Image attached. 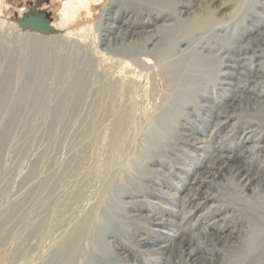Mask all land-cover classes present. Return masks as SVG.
I'll return each instance as SVG.
<instances>
[{
  "label": "bare ground",
  "instance_id": "1",
  "mask_svg": "<svg viewBox=\"0 0 264 264\" xmlns=\"http://www.w3.org/2000/svg\"><path fill=\"white\" fill-rule=\"evenodd\" d=\"M57 1L59 4L57 21L50 23L37 18V22L30 24L31 26L16 25L28 31L35 41L43 38L48 41L47 39L52 37V42L63 43L66 40L78 39L80 43H77V48L89 50V56L81 52L78 55L79 57L83 55V60L79 61L81 68L73 75L64 93L67 110L71 112L80 108L82 103L90 100V95H95L98 101L93 102L94 111L102 109L109 119L115 117L117 109L132 110L141 105V100L148 98L150 94L148 90L150 82L154 83L157 93L156 102L152 104L153 114L147 117L139 114L135 119L137 123H144L139 132L146 138L144 146L139 150L135 146L134 155H131L122 167L123 160L115 165L109 161L107 164L109 176L107 174L106 179L103 177L106 180L103 186H95L96 192L91 191L89 195L84 193L85 200L90 202L94 199L95 202L87 210L85 207H78V210L67 216L63 204H58L57 201L51 202L48 208L55 213L51 219L54 230L60 231L59 235H61L70 225L72 227L62 237L58 246L53 250L46 252L44 250L45 256L40 264H127L131 255L139 259L137 264H146L138 257L139 251L135 252L134 247H148L150 242L157 239L153 235H151L153 241H144L145 238L135 239L133 232L128 231L118 220L122 212L121 207L136 211L152 210V205H148L147 200L136 199L139 197H156L176 203L173 200L176 199L175 197L171 194L166 195L162 191V187H172L169 182L171 179H164L167 178L164 172L160 177L150 163L158 166L161 164V160L165 159L166 154L171 150L172 139H186L188 138L186 136H189V139H196L194 134H203L204 130L198 129L191 117H195L193 112L195 110L197 112L200 102L205 100L209 104H205L206 108L200 106L198 119L206 123L209 118L207 114L218 107L220 111L214 113L211 125L216 133L224 129L229 138H224L211 148L199 146L200 142L193 141L188 144L202 155H209L203 162L200 160L192 174L188 173L184 178L182 189L183 192H187L183 197L178 198L181 202L196 203L194 205L196 211H201L202 204H207L208 199L218 202L201 212V218L211 217L222 211H225V214L213 219L211 223L213 231L202 233V237L193 241L191 237L185 238L184 246L178 243L156 248L152 252L161 256L159 260L154 258L152 263L264 264V196L258 194L256 202H251L241 201L233 193L234 189L242 193L240 186H243L246 192L251 186L257 190L260 187L264 189V156L260 154L264 151V98H262L264 97V18L255 17V14L262 13L257 12V9L264 11V4L250 0V5L244 6L241 15L234 22L214 30L213 28L217 26L215 22L216 25L213 26H197L190 16L191 13L188 12L192 5H198L196 2L200 3L203 0ZM229 1L231 3V0ZM230 3L225 6H221L222 2L212 4V14H210L212 19L234 17L241 9V3L237 6ZM4 4L6 3L0 0V14L3 12ZM208 15V13L203 14L205 20ZM220 19L217 20L218 24L222 21ZM248 23H251V29L248 28ZM4 26L7 28L8 25ZM259 26L263 29L258 30ZM228 28H231L229 32ZM219 29L225 34L214 35V31ZM241 39H246V45L238 47ZM86 42H90L88 47L83 45ZM220 50L221 53L217 54ZM238 52H242L240 56ZM98 56L106 58L105 60H113L119 66L123 65L125 75L121 74V77L118 76L113 81L102 84L99 83L98 78L97 81L91 80V72H94L92 62L99 58ZM251 64H255L253 69ZM228 69H244L245 73L242 72L241 77L234 82L221 80L224 76L229 78L235 76L233 72L226 71ZM242 93L247 94L243 96ZM250 95L259 96L260 103H256L254 96L252 98ZM107 113L110 115L108 116ZM118 114L114 119L117 129L119 126L127 125V122L134 117L131 114L130 118L126 119ZM203 115H206L207 119L203 118ZM237 139L240 140L236 142ZM116 141L117 139H112L113 144ZM249 142H255L256 145H250L252 143ZM225 143H234L239 149L247 145V148L241 151L242 154L234 156L218 154L230 149ZM124 150L126 151V148ZM185 172L188 170L185 169ZM148 182H156L157 185H148L146 184ZM207 188L216 189V193L207 191ZM89 190L90 188L88 192ZM76 194L78 198L83 196L80 190ZM20 207L22 209L23 205ZM43 207L35 208V214L37 213L35 217L42 213ZM163 208L165 209L164 206ZM157 209L160 210L159 207ZM189 213L190 211L184 212L183 218ZM151 216L139 213L133 218L138 223L159 225L153 215ZM33 221L29 222L30 226ZM163 222L162 224H167L166 226L170 224ZM137 226L136 228L141 231L145 228L139 224ZM38 234H40L38 241L45 249L54 240L52 239L46 246L44 242L50 233L45 230L39 232L36 226L34 235ZM82 241L84 244H80ZM107 243L113 244L112 249L105 247ZM258 243L261 245L256 249ZM164 252L169 254L162 258ZM40 253L35 260L41 258L43 252ZM141 254L147 255L142 252Z\"/></svg>",
  "mask_w": 264,
  "mask_h": 264
},
{
  "label": "rangeland",
  "instance_id": "2",
  "mask_svg": "<svg viewBox=\"0 0 264 264\" xmlns=\"http://www.w3.org/2000/svg\"><path fill=\"white\" fill-rule=\"evenodd\" d=\"M3 1L8 6L6 4L2 5L3 12L0 14V24L3 22L0 25V264H40L45 256L44 250L45 252L53 250L58 246L62 237L72 227L70 225L61 235H59L60 231L54 230L51 219H53L55 213L48 208L51 202L57 201L58 204H63V209L67 211L66 215L64 214L65 216L71 212L74 213V210H78V207H85V210H87L95 202L94 199L90 202L85 200L84 193L89 195L91 191L96 192V190L94 191L95 186H103L106 182L107 174L109 176L107 172L109 161L115 165L123 160L121 163L122 167L127 163L126 160L131 155H134L135 146L138 150L144 146L146 138L144 135L139 134L144 123H137L135 119L138 118L139 114L143 117L153 114L152 104L156 102L155 94L157 90L154 83L150 82L148 86L149 99L141 100L143 105L139 104V106L132 109L133 111L117 109V114L119 113L123 118L129 119L131 114L134 116L127 122V125L119 126L118 129L115 127L116 123L114 121L117 114H115V117L108 119L102 109H99L100 111L95 109L94 111L93 102L98 101L95 95H90V100H87L84 104L82 103L80 108L70 112V110L65 108L64 93L68 89L73 75L77 74L81 68L79 61L83 60V55L81 57L78 55L81 52L89 56V50L78 49L77 43H80L78 39L74 41L66 40L63 43L58 41L57 43V41L52 42V37H50L47 39L48 41L43 40L44 38L40 39L41 42L39 40L35 41L28 31L17 27L16 24L19 26V22L23 17H34L50 23L57 21L59 8L57 0ZM257 1L262 3V5L264 4V0ZM220 2H222L221 6L230 3L229 0H203L200 3L196 2L200 7L192 5L193 8L191 7L188 12L191 13L190 16L195 25L213 26V24H217L213 28L214 30L218 27H225L241 15L244 6L250 5V0H231L230 4H234V6L241 3V9L237 11V14L226 19L214 17V20L212 15H210L212 14V6ZM258 11L262 13H260L261 15L255 14V17L260 18L262 16L264 18V11L257 9ZM206 13L209 14V17L205 20L203 14ZM218 19L222 20L219 21V24ZM5 24L8 25L7 28L4 26ZM12 25L13 28H11ZM248 25V28L251 29V23H248ZM263 27L259 26L258 30L263 29ZM230 30L231 28H228L227 31L229 32ZM214 32L215 34L212 32L214 35L225 34L221 29ZM52 33L50 35H53ZM245 40L241 39L238 47L246 45ZM89 44L90 42H86L83 45L88 47ZM220 53L221 50L217 52V54ZM241 53L238 52L239 56ZM98 57L92 62L95 73L91 72V80L95 81L98 78L99 83L102 84V82L113 81L118 76L121 77V74L125 75L123 65L119 66L113 60H105L106 58L104 57ZM254 67L255 64H251V68L253 69ZM226 71L233 72L235 76L232 78L224 76L221 79L223 81H237L241 77L242 72L245 73L244 69H228ZM106 75H109V78ZM222 85L227 87L225 84ZM258 89L261 90L259 87ZM245 94L247 93H242L243 96ZM253 96L251 97L253 98ZM258 97L254 96L256 103H260L258 100L260 101L261 99ZM206 103L209 104L206 100L201 101L199 105L202 108H206ZM199 108H197V112L196 110L193 112L195 117H191V119H193L192 122H194V125L196 124L198 129L204 130L203 134H194L196 139H189V136H186L188 137L186 139H172L171 150L167 153L168 155L166 154L167 157L161 160V164L158 166L155 163H150L152 165L150 166L158 171L157 174L160 177L165 174L167 178L164 179H171L169 182L172 187H162V191L166 195L171 194L176 199L183 197L187 192H183L182 189L184 178L188 173L189 175L192 174L200 160L203 162L209 155H202L201 152L193 150L188 144L193 141L194 143L200 142L199 146L211 148L224 138H229L226 132L223 131L224 129L216 133L211 125L213 124L214 113L220 111L218 107H215L207 114L209 115L208 119L206 115H203V118L208 120L206 123H202L198 119ZM248 112L252 113L253 111ZM107 114L108 116L110 115V113ZM103 115L106 117L104 118ZM112 139H117L115 144H113ZM238 140L240 139L235 141L237 142ZM249 144L256 145L255 142H249ZM226 145L230 149H225L224 152H218V154L234 156L247 148V145L240 149L236 148L234 143H227ZM121 147L124 148L122 149ZM125 148L126 151L124 150ZM260 154L263 157L264 151L260 152ZM100 159L103 160L102 163ZM185 169L188 172H185ZM236 180L241 182L238 179ZM222 181L224 180L222 179ZM146 184L157 185L156 182H148ZM202 188L204 189L205 186ZM249 188L250 190L246 192L244 187L240 186L242 193L235 189L233 193L239 200L251 202H256L258 194L264 196V189L261 187L258 190L254 189L253 186ZM78 190L83 193L82 197H77L76 193ZM207 191L216 193V189L213 188H207ZM136 199L147 200L148 205H152V210L136 211L121 207L122 212L118 220L128 231L133 232L137 240L145 238L144 241H151V235L157 239L156 241L152 240L153 242H150L148 247H134L135 252L139 251L138 257L146 264H155L152 263L154 258L159 260L161 255L152 252L159 246L178 243L184 246L185 238L191 237L190 239L193 241L195 238L202 237V233L213 231V227H211L213 219H218V217L225 214V211H222L211 217L201 218V212L218 203L209 199L206 202L207 204H202L201 211H196L194 206L196 203L181 202L180 198L178 200L173 199L176 203L156 197H139ZM21 205H23L22 209ZM38 205L44 206L45 209L43 207L42 213L35 217L37 214H35V208L39 207ZM153 208H155L154 211ZM68 211L70 212L68 213ZM186 211H190V215L188 214V216L183 218L182 214ZM139 213L148 214V216L153 215L159 225L138 223L133 216ZM31 221H33V224L30 226L29 222ZM162 222H169L170 224L166 226L167 224L164 225ZM138 224L148 229L144 228L141 231L136 228ZM36 226L39 228V232H44L45 230L50 233L49 237H47L48 239L44 242L46 246L54 239L46 249L38 241L40 240V234L34 235ZM184 229L187 231L183 232ZM80 244H84V241ZM260 245L261 243H258L256 249ZM105 247L112 249L113 244L107 243ZM40 252H43L40 256L41 258L35 260L39 257L38 253ZM141 252L147 255H142ZM168 254L169 252H164L162 258L168 256ZM207 256L212 257L210 254H207ZM138 262L139 259L134 255H131V259L127 260V264H137Z\"/></svg>",
  "mask_w": 264,
  "mask_h": 264
},
{
  "label": "water",
  "instance_id": "3",
  "mask_svg": "<svg viewBox=\"0 0 264 264\" xmlns=\"http://www.w3.org/2000/svg\"><path fill=\"white\" fill-rule=\"evenodd\" d=\"M37 20L38 19H36L34 17L33 18L32 17H23L22 20L19 22V25L20 26L30 25V24L37 22Z\"/></svg>",
  "mask_w": 264,
  "mask_h": 264
}]
</instances>
